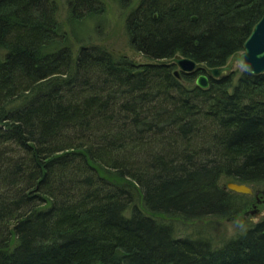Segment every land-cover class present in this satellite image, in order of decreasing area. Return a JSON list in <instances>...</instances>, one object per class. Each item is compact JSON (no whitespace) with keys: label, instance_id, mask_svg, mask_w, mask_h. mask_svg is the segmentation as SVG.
Returning a JSON list of instances; mask_svg holds the SVG:
<instances>
[{"label":"trees","instance_id":"1","mask_svg":"<svg viewBox=\"0 0 264 264\" xmlns=\"http://www.w3.org/2000/svg\"><path fill=\"white\" fill-rule=\"evenodd\" d=\"M67 2L75 20L103 11ZM263 12L140 0L125 22L137 62L75 53L57 0H0V264H264V217L220 246L174 226L229 216L222 181L264 184V71L233 64L202 88L205 69L163 61L229 65Z\"/></svg>","mask_w":264,"mask_h":264},{"label":"rangeland","instance_id":"2","mask_svg":"<svg viewBox=\"0 0 264 264\" xmlns=\"http://www.w3.org/2000/svg\"><path fill=\"white\" fill-rule=\"evenodd\" d=\"M99 1L103 6V11L92 18L75 20L67 0H57V17L62 22L65 32L71 37L70 42L73 44L74 52L76 53L82 44H98L115 53L126 54L137 62L148 61L147 57L132 48L125 26L128 14L132 8L138 5L140 0ZM234 68L242 69L236 60L234 61ZM227 183L225 181L224 184L222 181L221 185L232 191L234 199L240 207L236 210L237 204H233V212L229 216L209 215L205 219L194 220L195 222L182 219V221L174 220L177 235L200 236L209 239L213 245L220 246L226 240L243 232L264 217V184L250 185L254 188L252 193H239L231 190ZM257 192L260 195V201L257 199L254 202ZM244 203L247 206L242 209L241 206H245Z\"/></svg>","mask_w":264,"mask_h":264},{"label":"water","instance_id":"3","mask_svg":"<svg viewBox=\"0 0 264 264\" xmlns=\"http://www.w3.org/2000/svg\"><path fill=\"white\" fill-rule=\"evenodd\" d=\"M235 60L240 65H243V68L253 73L264 71V12L246 39L244 49L232 56L229 65L209 67L204 63L181 55H176L171 59L163 61L176 63L178 68L175 70V74L178 77L182 76V72L191 73L196 70L205 69L206 73H201L196 76L195 83L202 88H206L210 84V76L218 78L226 74L232 69ZM227 186L231 190L239 193L253 192V188L247 183L230 181L227 183Z\"/></svg>","mask_w":264,"mask_h":264},{"label":"flooded vegetation","instance_id":"4","mask_svg":"<svg viewBox=\"0 0 264 264\" xmlns=\"http://www.w3.org/2000/svg\"><path fill=\"white\" fill-rule=\"evenodd\" d=\"M199 74H201V73H199ZM256 196H257V198H258V201H260V195L258 194V192H257V194H256ZM262 196V195H261ZM255 206H256V204H255Z\"/></svg>","mask_w":264,"mask_h":264},{"label":"clouds","instance_id":"5","mask_svg":"<svg viewBox=\"0 0 264 264\" xmlns=\"http://www.w3.org/2000/svg\"><path fill=\"white\" fill-rule=\"evenodd\" d=\"M241 67L243 68V65H241Z\"/></svg>","mask_w":264,"mask_h":264}]
</instances>
